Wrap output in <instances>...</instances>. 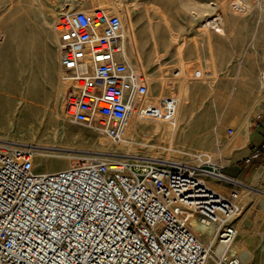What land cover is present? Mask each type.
I'll list each match as a JSON object with an SVG mask.
<instances>
[{"label":"rangeland","instance_id":"374dc122","mask_svg":"<svg viewBox=\"0 0 264 264\" xmlns=\"http://www.w3.org/2000/svg\"><path fill=\"white\" fill-rule=\"evenodd\" d=\"M98 5L97 0H0V75H14L6 85L27 104L23 112V102L16 110L3 111L0 147L32 149L38 171L60 170L94 156L192 167L203 163L217 174L207 178L209 185L237 204L232 251L243 264H264V165L243 160L264 129V0H106L101 5L122 17L128 53L147 72L154 101L176 98L179 85L187 86L181 113L171 120L175 127L164 124V115L158 128L156 121L148 120L127 130L123 140L128 135L133 150H125L122 139L63 115L69 81L59 64L56 21L63 11ZM213 17H218L222 31L205 24ZM177 69L208 70L212 75L175 78ZM5 89L0 81V92ZM175 106L177 99L171 116ZM40 156L47 161H39ZM58 159L67 161L64 167L53 164ZM200 234L211 242L212 232L208 238L207 231ZM215 259L209 257L207 264H215Z\"/></svg>","mask_w":264,"mask_h":264},{"label":"built area","instance_id":"2783aa9c","mask_svg":"<svg viewBox=\"0 0 264 264\" xmlns=\"http://www.w3.org/2000/svg\"><path fill=\"white\" fill-rule=\"evenodd\" d=\"M206 24L219 31L218 17ZM55 27L60 67L73 77L66 119L120 140L131 113L143 119L172 111L174 97H150L149 76L128 53L118 13L104 6L63 11ZM243 160L264 165V129ZM202 165L94 156L38 171L32 149L0 147V264H207L210 256L215 264H243L231 249L237 204L208 184L217 174ZM192 221L213 228L211 242Z\"/></svg>","mask_w":264,"mask_h":264},{"label":"bare ground","instance_id":"6f19581e","mask_svg":"<svg viewBox=\"0 0 264 264\" xmlns=\"http://www.w3.org/2000/svg\"><path fill=\"white\" fill-rule=\"evenodd\" d=\"M97 2H98V4H100V6L101 5H104L105 4V2H106V0H97ZM98 7H99V5H98ZM107 8H109L108 6H106ZM127 9V8H126ZM111 13H115L116 12V9H110L109 10ZM128 11V10H127ZM129 17V16H128ZM206 24V23H205ZM204 24V25H205ZM129 26L130 27H132V22H131V20L129 21ZM216 31V30H215ZM220 31H222V29L221 28H219V32ZM130 38H131V40L133 41V43H135V36H134V33H133V31L132 30H130ZM180 62H181V65L183 66L184 65V62H183V59H180ZM2 65H5V63L4 64H2ZM212 73V72H211ZM262 74V73H261ZM13 74L11 73V72H9V71H5L4 73H3V75H0V81H2L3 82V85H4V89L6 90V92L5 93H2V92H0V117H2L3 116V111H5V110H7V109H14V110H16V109H18L19 107H18V104H19V102H23L22 103V105H21V109H20V112H23L25 109H26V102H25V98L23 99L21 96H19V97H17V96H13L12 95V91L10 90V89H8V87H7V81H9V80H11V79H13ZM64 78H65V80H67V81H70V78H73V77H71V76H69L68 74H64ZM261 78H262V75H261ZM181 83V82H180ZM10 85H12V84H10ZM170 85V84H169ZM12 88V87H11ZM186 90H187V86L185 85V83H181L180 85H179V88H178V91H177V94H176V98H175V100L177 99V106H175L176 107V109H175V111H174V113H173V116H171L172 115V111L170 112V113H168L167 114V117H168V119H167V121H164V124H169V125H172L173 127H175V123H172L171 122V120H176L177 118H178V116L180 115V113H181V109H180V107L179 106H181L182 105V102H183V99H184V97H185V93H186ZM18 102V103H17ZM161 118L162 117H157V118H143V119H141V118H136L132 113H131V115H130V118H129V125H128V127H127V130H130L131 131V129H136L138 126H142L146 121H148V120H151V121H156V128H158L159 127V124H160V121H161ZM164 118H166V117H164ZM148 123V122H147ZM172 126H170V127H172ZM128 133H129V131H127ZM173 133V132H172ZM173 135H174V133H173ZM127 138H128V135H127ZM125 139V140H123L121 143V145H122V147L125 149V150H133L134 149V144L133 143H131L130 141H128V139ZM164 138V137H163ZM101 139V138H100ZM167 139V138H166ZM127 140V141H126ZM162 140V139H161ZM160 140V141H161ZM101 141V140H100ZM164 141V140H163ZM169 141H170V139H169ZM174 141V140H173ZM164 142H166V141H164ZM99 143H102V142H99ZM167 144V143H166ZM102 145H103V143H102ZM161 145H163V144H161ZM163 146H165V145H163ZM173 146V145H172ZM171 147V146H170ZM201 153H206V156L207 155H209V157L211 156V154H209V153H207V152H205V151H201ZM195 154V153H194ZM197 154H199V153H197ZM63 157V156H62ZM61 157V158H62ZM106 157V156H105ZM198 157V156H197ZM205 158V155H203L201 158ZM65 158V157H64ZM208 158V157H207ZM214 159V158H213ZM39 161H41V162H46L47 160L43 157V156H40L39 157ZM210 161V160H209ZM67 163V161L66 160H61V159H58L57 161H55V162H53V164L55 165V166H63L64 167V165ZM70 166H72V165H68L67 167H70ZM67 167H65V168H67ZM212 176H215V175H212ZM223 176V178H225L226 177V179H229V180H236L235 178H233V177H227V176H224V175H222ZM209 183H210V181H208ZM208 183V184H209ZM219 190V189H218ZM218 190H216V191H218ZM245 199V198H244ZM243 201V200H242ZM192 226H194L196 229V233L198 234V235H200V233L202 232V233H204V232H208V234H205L206 235V237L208 238L209 236H210V233L212 232V230H213V228L211 227V226H208V225H206V224H204V223H200V222H194V221H192ZM200 232V233H199ZM213 257V256H212ZM210 258H211V256H210Z\"/></svg>","mask_w":264,"mask_h":264}]
</instances>
